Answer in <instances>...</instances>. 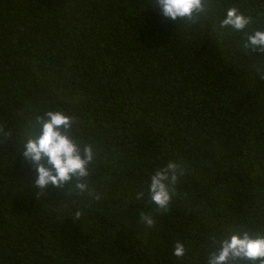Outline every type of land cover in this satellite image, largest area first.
Returning <instances> with one entry per match:
<instances>
[{
    "label": "trees",
    "instance_id": "trees-1",
    "mask_svg": "<svg viewBox=\"0 0 264 264\" xmlns=\"http://www.w3.org/2000/svg\"><path fill=\"white\" fill-rule=\"evenodd\" d=\"M230 7L264 29V0H213L197 24L150 0H0V264H207L212 237L264 234V53L220 28ZM49 110L95 151L84 194L39 189L19 156ZM170 161L160 214L147 188Z\"/></svg>",
    "mask_w": 264,
    "mask_h": 264
},
{
    "label": "clouds",
    "instance_id": "clouds-1",
    "mask_svg": "<svg viewBox=\"0 0 264 264\" xmlns=\"http://www.w3.org/2000/svg\"><path fill=\"white\" fill-rule=\"evenodd\" d=\"M150 4L165 18L183 20L186 24L199 23L202 15L213 8V0H150ZM252 23L253 18L245 15L239 7H230L220 21V28L245 33L242 47L251 53H264V29L247 32ZM259 73L264 79V70ZM78 123L76 117L63 110H49L36 117L19 156H23L38 173L35 184L39 189L52 186L63 190L69 186L70 192L84 194L88 191L86 181L91 175L96 155L90 143L77 137L74 124ZM10 135L0 126V137L6 139ZM184 171L181 165L170 161L150 176L147 192L149 203L155 205L153 211L160 214L170 211L175 186ZM144 197V191L136 193L137 200ZM82 215L79 210L74 213L76 219ZM140 215L148 228L155 225L152 213L142 211ZM212 240L218 247L211 251L207 264H264V234L254 235L242 228L228 238L217 240L212 237ZM185 254V245L177 241L173 255L182 259Z\"/></svg>",
    "mask_w": 264,
    "mask_h": 264
}]
</instances>
